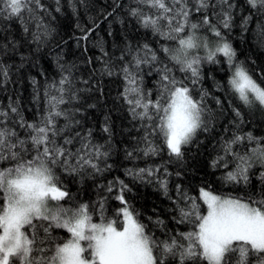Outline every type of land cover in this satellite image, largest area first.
Returning a JSON list of instances; mask_svg holds the SVG:
<instances>
[{
    "label": "snow or ice",
    "instance_id": "snow-or-ice-1",
    "mask_svg": "<svg viewBox=\"0 0 264 264\" xmlns=\"http://www.w3.org/2000/svg\"><path fill=\"white\" fill-rule=\"evenodd\" d=\"M114 4L153 40L124 36L112 51L101 45L100 56L84 61L86 77L58 52L52 78L43 70L42 83L30 78L38 105L31 120L18 97L9 95L6 105L0 101V264H264V134L245 130L252 123L248 117H264V66L240 60L229 38L243 7L241 35L255 21L253 38L264 48V0H244L243 6L239 0ZM79 5L87 7V0H0V23L19 25L31 50L20 53L18 71L49 46L55 14L63 15L67 6L77 15ZM98 27L81 29L77 43L85 42V53ZM22 46L0 41L5 94L13 81L3 58ZM204 64L227 73L226 80L210 77L211 91L204 86ZM106 78L121 81L117 103L140 133L124 148L125 158L159 160L125 167L124 175L170 201L175 228L159 215L143 222L127 195L133 188L119 177L95 183V200L69 191V183L83 187L115 167L110 117L100 129L103 142L85 119L97 107L88 102L92 94L105 95ZM218 126L222 133L207 166L221 173L234 195L216 194L207 184L186 185L181 170L190 150L203 143L201 135ZM110 200L118 206L108 215Z\"/></svg>",
    "mask_w": 264,
    "mask_h": 264
},
{
    "label": "trees",
    "instance_id": "trees-1",
    "mask_svg": "<svg viewBox=\"0 0 264 264\" xmlns=\"http://www.w3.org/2000/svg\"><path fill=\"white\" fill-rule=\"evenodd\" d=\"M121 4H126L127 0H119ZM241 6L244 4V0H239ZM112 12V16H108L105 19L107 13ZM241 14L246 15L247 10L241 8V11L236 14V27L233 28L230 34V40L233 47L237 50L240 60H246L250 67L259 69L264 66V48H261L257 41L253 38L254 30L256 27L255 21L249 25L250 31L241 35V29L239 27V21ZM57 19L53 22L55 29L53 39L49 46L43 50L41 56L36 57L32 62H25L22 68L17 70L20 65V53L24 55H30L31 50L27 44H23L21 39L22 32L19 25L9 24L6 28L3 23H0V29H5L0 32V41L7 43L8 40H16L23 46L18 48L16 53L10 52L8 56L3 58L6 65H11V75L13 83L7 85L8 93L5 94L0 91V101L3 104H7L8 96L11 95L13 99L17 97L20 100L21 107L24 109L25 116L31 120L34 116L38 105L32 101L33 88L30 84V78L36 77L41 83L44 77L40 75L43 70L49 78H52L56 74L55 57L59 52L65 61L68 63H76L83 75L87 76L88 65L84 61L88 57L100 56V46L102 45L108 51H112L116 44L122 41L124 36L130 38L133 42L140 40L152 41L153 38L149 33L145 36L143 30L138 29V25L133 22H128V18L122 8H116L114 0H87V7L84 5L78 6L77 15H73V12L67 6L64 8V14H55ZM120 20H124L125 24L121 25ZM95 24H99L98 28L92 32L87 43L88 51L84 52V41L77 43V38L83 35L81 29L87 30L93 28ZM79 25L80 27H77ZM112 32L113 35L109 36L108 33ZM203 54V53H201ZM221 59H223L221 57ZM252 61H255L253 64ZM99 67V63H96ZM206 78L204 86L210 91L213 89L214 81L210 77H215L216 80H226L227 73L221 70L219 67L210 64L203 65ZM78 75L80 73H77ZM103 88L105 91L104 96H99L98 93H93L89 103H95L96 108L88 109L85 113L86 126L92 127L96 130V138L100 142L104 141V136L100 129L105 121V117H110V123L112 124L113 136V156L112 161L115 164L114 169L111 172L105 173L103 177L97 179V181H88L83 187L77 183H69V191L77 196L79 199L88 200L96 199V191L94 189L95 183L106 184L110 180H115L117 177L124 180L133 188L131 193L127 195L131 199V203L134 205L137 211L140 213V219L149 223L148 217L155 218L159 215L163 218L170 228H175V225L171 220V213L169 208L171 207L170 201L165 199L159 191H157L151 185H141L133 183L131 178L124 175L125 167H133L135 164L138 167H144L146 164L153 162H159L158 158L144 160L138 159L134 162L128 161L124 156V148L131 147L135 141L132 139L135 136H139L133 122L130 121L127 113L122 110L117 103L118 92L121 90V81L119 79H105L103 82ZM222 95V93H217ZM31 109V111H29ZM252 120V123L247 125L245 130H251L255 134H264V117L259 113L254 116L248 117ZM222 133V126H218L213 132L201 135L200 139L203 142L199 148L193 147L188 153V166L181 170L186 174V185L191 182L193 186L200 184H207L214 193L221 195L236 194L230 185L224 184L219 179L220 172H213L211 168L207 166V162L214 155L213 145L216 140L219 139ZM198 153V154H197ZM166 158V157H165ZM258 181L253 178V185ZM115 193L111 194L114 195ZM118 206V201H109V212L111 215L112 210ZM151 227L152 225L149 224ZM181 230H187L184 225L179 226Z\"/></svg>",
    "mask_w": 264,
    "mask_h": 264
}]
</instances>
